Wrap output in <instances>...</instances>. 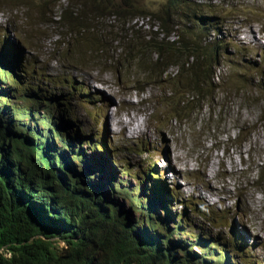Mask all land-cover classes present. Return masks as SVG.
I'll return each instance as SVG.
<instances>
[{
    "label": "rangeland",
    "instance_id": "1",
    "mask_svg": "<svg viewBox=\"0 0 264 264\" xmlns=\"http://www.w3.org/2000/svg\"><path fill=\"white\" fill-rule=\"evenodd\" d=\"M166 1L142 0V3L146 9L153 10L161 8ZM192 1L212 6L215 9L212 23L223 22L224 26L219 35L222 51L217 58L221 79L216 81L208 98L196 99L186 113L176 106L182 91L189 88L180 85L188 82L186 77L162 84L145 80L149 60L141 65L134 62L130 67L118 62L115 39L108 41L112 49L104 53L87 50L90 46L87 39L74 36L70 40L69 35L64 36L68 33L58 23L60 8L47 16L48 24L38 26L33 15L48 10L40 0H0V29H5L7 38L23 51L24 60L29 58L30 64L38 65L51 76L69 78L67 84L76 87V96L94 106L88 108L75 103L70 115L80 117L83 134L91 137L92 130L99 128L98 136L112 146L109 152L117 150L112 165L124 176L126 185L132 176L123 175L120 166L129 165L133 173H143L148 163L153 164L152 169H160L161 179L146 180L164 191L160 200L159 196L152 197L156 203L153 216L166 217L173 226L184 213V218L194 227L193 233L213 232L214 239L227 244L229 253L236 250L228 241L237 237L241 249L247 243L264 262V183L256 182L264 168V0ZM246 14L252 24H245ZM87 16L91 25L99 28L108 25L104 20L95 25L91 14ZM109 24L117 26L114 35L125 39L129 27L136 30L137 37L133 36L131 45L160 39L146 38L158 31L153 20H133L122 26V31L115 21ZM201 45L205 46L206 41ZM153 51L149 47L148 56ZM177 71L178 66L169 68L170 73ZM97 78H105L108 83ZM172 86L180 91L178 95L167 93ZM81 88L89 94L81 95ZM66 89L59 85L58 90ZM100 113L102 118L97 117ZM138 119L142 120V130L133 132L140 122ZM121 120H126V127L119 125ZM141 143L144 147L138 146ZM83 150L91 154L87 145H83ZM141 150L146 152L141 154ZM133 182L137 184V180L132 179ZM179 187L184 194L179 193ZM201 193L207 194L206 200ZM195 203L200 214H195ZM208 207L212 209L213 222H208L212 218L207 216ZM120 212L136 221L142 217L140 211L132 212L126 201L121 202ZM244 229L247 234L242 232Z\"/></svg>",
    "mask_w": 264,
    "mask_h": 264
},
{
    "label": "trees",
    "instance_id": "2",
    "mask_svg": "<svg viewBox=\"0 0 264 264\" xmlns=\"http://www.w3.org/2000/svg\"><path fill=\"white\" fill-rule=\"evenodd\" d=\"M40 1L43 4V0ZM25 5L29 7L28 3ZM42 7L48 8L47 13L33 15L38 20V26L48 24L47 16H52L55 9L60 8L58 23L66 28L68 34L87 39L90 43L87 50L96 54L112 49L108 41L115 39L116 52L120 51L118 57L132 52H128L127 47L137 34L136 30L129 27L127 39L117 37L114 35L117 26L110 25L109 21L120 24L119 31H122V26L133 20H153L157 23L158 31L146 38L157 36L160 39L142 41L135 50L134 58L139 65L149 60L150 68L145 70V75L151 76L155 72L162 81L170 66H178L177 73L168 76L174 79L186 77L195 96H202L201 88L205 92L211 89V70L216 66L222 50L216 32L222 24L212 23L211 14L215 9L210 5L192 0H167L161 8L152 10L143 7L142 0H46ZM87 14H91L95 25L101 20L108 21V25L105 28L91 25ZM208 26L215 37L212 42L202 46L204 36H213L207 32L210 30ZM106 31L110 33L106 34ZM4 32L5 29H0V248L5 247V252L0 253V264L238 262L236 255L231 259L225 249H219L220 253H217L216 243L202 245L199 241L198 244L206 252L203 257L193 252V243L182 239L184 234L188 235L186 229L181 227L183 215L174 228L168 224L166 217H151L144 190L139 187L128 190L127 196L138 204L136 208L145 215V219L140 218L137 223H133L127 218H120L117 203L102 206L98 201H93L89 192L77 185L73 178L62 180L68 159L58 149L45 152L46 165H50L45 174L38 144L39 125L45 119L49 127L60 134L58 145L64 147L68 141L76 158L81 154L77 153L76 148L80 150L77 142L84 141L85 137L73 135L63 124L64 120L74 123L67 114L71 101L66 94L54 93L46 88L44 85L52 84L51 80L35 71L32 67L35 64H30L29 58L24 60L23 51L12 46ZM174 35L176 39L170 41ZM149 47L154 49L151 56H148ZM25 77L24 100L36 104L44 112L40 119L31 123H27L31 111L19 105L10 93L11 88ZM52 79L61 80L55 76ZM62 80L70 81L69 78ZM56 88L53 82L55 92ZM171 91L176 93L174 89ZM179 104H184L186 109L190 103L183 97ZM56 111L59 116L54 113ZM22 116L26 118L25 121L21 119ZM101 145L105 149V144ZM97 152L101 153V150ZM19 163L22 164L20 172L16 168ZM126 171L130 173L127 167ZM260 177L264 179L262 175ZM135 178L138 180L137 186H141L138 175ZM70 193H75L76 198H69L67 194ZM62 206L74 212L69 213L61 209ZM56 237L64 240L65 246L60 247ZM234 248L239 249L235 240ZM249 248L243 250V254ZM6 252L11 256L8 257Z\"/></svg>",
    "mask_w": 264,
    "mask_h": 264
},
{
    "label": "clouds",
    "instance_id": "3",
    "mask_svg": "<svg viewBox=\"0 0 264 264\" xmlns=\"http://www.w3.org/2000/svg\"><path fill=\"white\" fill-rule=\"evenodd\" d=\"M258 14V13H257ZM247 15V14H246ZM246 23L245 24H252V22L248 19V16H246ZM148 19V18H147ZM137 20V19H136ZM145 20V19H143ZM149 20V19H148ZM217 23V22H216ZM222 24L221 29L217 30L216 32V38L219 40V35L222 34V29L224 26L223 22H220ZM210 28V30H207V32H210L213 36L211 38H207V37H203L202 40L203 42L206 41L207 42H212L214 39L213 37H215L214 32L212 31L211 27L208 26ZM65 28V27H64ZM155 28H157V25H155ZM158 29V28H157ZM69 35L70 36V40H73L74 36L73 34L69 33V34H64V36ZM175 36V35H174ZM85 37V36H84ZM173 37V36H172ZM169 39L170 41L175 40L176 38H172ZM7 38V36H6ZM8 41L12 44V46L20 49L18 46H16L13 41L9 38H7ZM69 40V41H70ZM68 42H64V45H68ZM116 43V42H115ZM140 47L137 46L135 44L133 45H129L127 47L128 52L130 50H132V52L130 51L128 54L123 55L122 57H118V54L116 55L117 60L120 62L123 61L124 65H126L127 67H130L131 65L134 64V62H138V60H136L135 55H136V49ZM134 49V52H133ZM222 51V50H221ZM120 51H118L119 53ZM23 58L25 57L24 54ZM219 56V55H218ZM125 61L128 62V64L125 63ZM32 67H34L35 71H38L42 74H44V76L48 79L51 80L52 84H45L44 86L46 88H48L51 92L54 93H60L63 92L66 94L67 98L71 101L70 105H68L67 107V114L68 117L74 122V123H69L68 121L63 122V124L65 125L66 129H68L73 135L75 136H84L85 140L84 141H78L77 142V147H80V150L78 151V148H76L77 153H81L79 158H76L74 156V154L71 152L70 150V143L67 141V144L64 147H61L58 145V134L54 129L50 128L47 122V119H45L40 125H39V139H38V144L40 147V151H41V157L43 159V166L42 168L44 169L45 174L49 171L50 165H46V159H45V152L48 149H58L59 152H61L62 154L64 153L65 156L67 157V163L65 165L64 168V173H63V179L62 180H66L67 178H73L75 180V183L77 185H80L82 187L85 188V190L87 192H89L90 194V198L93 201H98L102 206H107V205H113L114 203H117V209H118V214L120 218H127L128 221H132L133 223H137L139 221L140 218L145 219V215L142 214V217H140L137 221L131 217V216H127L125 214H121L120 212V207H121V202L122 201H126L130 204V208L132 212H136V211H140L138 210L136 207L138 206V204L132 202L128 196H127V192L128 190H131L133 188L139 187L140 189L144 190V199L147 203L148 206V211L150 212V216L156 218L155 216L152 215V208L154 205H156V203L153 202L152 197H160L158 200H160L163 195H164V191L163 188L153 184H147L146 180L148 178H151L152 180L158 181V179H161L162 174L160 172V169H152L153 164L148 163V165H146V167L144 168L143 173L140 172H131L130 170V166L129 165H124V166H120L121 167V172L123 175L125 174H129L130 176H132L131 181H129V185H126V181L123 179L124 176H121L118 172V168H115L112 163H114L113 161V156L116 155L115 152H117V150H115L113 153L109 152V148L111 146V144L109 145L108 143H106L105 140H103L102 138H100L98 136L97 131H99V128H96V130H92V136L88 137L87 135L83 134L81 132V124H80V117L77 115L76 117H72L70 115V110L72 109L73 105L75 103H81L82 105H88L89 107H94V106H90L89 105V101L87 99L84 100H80L79 96H76V87L70 83L67 84L69 81L67 80H54L52 79V76L50 74H48L47 71H41L40 67L38 65H33ZM171 67V66H170ZM169 67V68H170ZM168 68V70H169ZM149 70V69H148ZM177 73V72H176ZM176 73H170L165 72L162 81L159 80L158 75H155V72L151 73V76L145 75V80H155L154 82L156 84H162L165 82H171L173 81L172 79L174 78H170L168 75H172L174 76ZM219 73V67H218V63L216 64V66L214 68H212L211 70V80H212V84L210 85L211 89L215 88V84L216 81L219 79H221V76ZM181 78V77H180ZM178 78V79H180ZM188 80V79H187ZM25 81H26V77L22 80V82H19L17 85H15L14 87L11 88V96L15 98V101L21 105L22 107H24L25 109H28L31 111V117L29 118L27 123H31L34 121H37L38 119H40V117H42V115H44V112H42L39 107L29 101L24 100V91H25ZM56 81V82H55ZM60 81V82H59ZM53 82L55 83V85L57 86V88L55 90H57L56 92L53 90ZM59 85L64 86L65 88H67L66 90H58ZM180 85L182 86H187L189 87L188 89H184L182 91V95L179 98V100L183 97L187 98L189 103H193L196 99H202V98H208L211 95V89L208 90L207 92H205L204 88L200 89V93L202 94V96L197 97L194 95L193 90L191 89V86L189 85V83H181ZM138 92H140V88L136 87L135 88ZM171 89H174L176 91V93L174 94ZM79 92L81 95H88L89 91L85 88H81L79 89ZM168 94H171L172 96H176L180 93L179 90H177L175 88V86H172L170 88V90L167 92ZM179 100L177 102L178 108L181 110V113H186V109L188 110V112H190V104L188 105V107L185 109L184 108V104H179ZM96 107L99 106V103L95 104ZM197 111L199 112L200 110V106H197ZM171 111H173V108H171ZM175 112H176V108H175ZM56 115H60L59 112H54ZM180 114V113H178ZM98 118H102L101 113L97 114ZM189 117V115H188ZM23 121L26 120L25 117L22 116L21 118ZM73 129H76V131H74ZM240 137V135L238 136ZM101 143L105 144V149L102 148ZM83 145H87L88 149L91 151V154H87L86 152H84L83 150ZM46 146V148H45ZM138 146H143L144 144L141 143ZM101 153H98L97 151H100ZM147 152H149V150H146ZM146 151L141 150L140 153L144 154ZM166 166V165H163ZM35 167H38L35 165ZM126 167L129 168L130 173H128L126 171ZM16 168L18 169V172L21 171L22 169V164L19 163ZM109 169H111V171H113V176L107 177V173L109 172ZM140 169V167H139ZM261 169V168H260ZM135 175H138L139 179L142 182L141 186H137V184L135 182L132 183V179L137 180L135 178ZM260 175L263 176L264 178V168L261 169V173ZM260 175L258 176V178L256 179V182L259 183H264V179L261 180ZM138 183V180H137ZM123 186V187H121ZM118 189V191H117ZM62 193H64V190L62 189ZM67 196L71 199H75L76 198V194L75 193H70L67 194ZM198 208V204H194V211L195 214H200L197 211ZM63 210L71 213L74 212L72 209L70 208H66L63 207ZM163 209L166 210V207L163 205ZM141 212V211H140ZM164 213L167 212L163 210ZM142 213V212H141ZM181 215H183V220L184 223L181 226L183 229H186V233L182 236L183 240H188L189 242L193 243V247H192V251L195 252L196 254H198L200 257H203L204 254L206 253L203 250V247L201 245H199V241L201 242L202 245H211V244H217V248H215V251L217 253H220L219 249H225L227 251V255L231 256V259L236 255V258L238 260V262H236V260H233V263L236 264H250L251 262H254L253 264H264V262L254 253L255 251L247 244L244 243L243 247L244 248H240L238 242L240 241V239H238L237 237H233L229 239L228 244L232 245L234 247V240L236 241L239 249H235V253H229V251L226 249L227 244L226 243H221L220 241H217L216 239L213 238V232L211 231H205V232H201L199 234L193 233L191 230L192 228H194L188 221L187 218H184V213H181L178 217V222H180V217ZM207 216H211L212 218L209 219L208 222H213L215 219L212 215V209H210L209 207L207 208ZM223 217H225V214H223ZM132 218V219H131ZM157 218H160V216H158ZM173 218V217H172ZM176 220V219H174ZM177 222V223H178ZM177 223H175V225L171 226V227H175L177 225ZM169 224V222H168ZM185 224V225H184ZM140 226V225H138ZM244 234H247L248 232L244 229L242 231ZM56 240H58L59 242L57 243L60 247L65 246V242L64 240L59 239V237H56ZM248 247H250L247 251L246 254H243V250L247 249ZM196 249H199L200 252L197 253ZM240 251V252H237ZM5 252V247L0 248V253H4ZM8 257L11 256L9 252L5 253ZM242 258V260L240 259ZM255 260V261H254Z\"/></svg>",
    "mask_w": 264,
    "mask_h": 264
},
{
    "label": "bare ground",
    "instance_id": "4",
    "mask_svg": "<svg viewBox=\"0 0 264 264\" xmlns=\"http://www.w3.org/2000/svg\"><path fill=\"white\" fill-rule=\"evenodd\" d=\"M255 38V37H254ZM257 40V39H256ZM90 75V74H89ZM91 77V76H90ZM98 80H101V81H103V82H105V83H108V82H106L107 80L105 79V78H97ZM94 80V79H93ZM89 82V81H88ZM106 86V85H105ZM105 89V88H104ZM111 89V88H110ZM109 91V90H108ZM111 91V90H110ZM140 122L137 124V126L135 125V130H133V132H136V131H141L142 130V120L141 119H138ZM128 123L126 122V120H121L120 122H119V125L122 127V126H125L126 127V125H127ZM131 133H132V131H131ZM176 158H174V160H175ZM171 164H172V162H171ZM107 177H112L113 176V171H111V169H109V172L107 173V175H106ZM178 191H179V193H181V194H184V191H183V189H182V187H179L178 189H177ZM196 192L198 193V194H200V190H198V189H196ZM201 197L204 199V200H206L207 199V194H204V195H202V193H201ZM245 226H246V223H245Z\"/></svg>",
    "mask_w": 264,
    "mask_h": 264
}]
</instances>
